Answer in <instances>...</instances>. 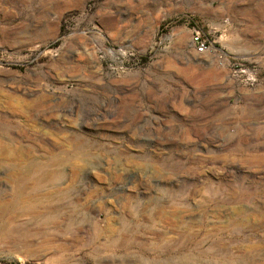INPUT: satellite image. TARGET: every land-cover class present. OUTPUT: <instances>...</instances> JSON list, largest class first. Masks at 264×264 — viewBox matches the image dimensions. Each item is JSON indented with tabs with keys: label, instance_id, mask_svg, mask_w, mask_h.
<instances>
[{
	"label": "rangeland",
	"instance_id": "374dc122",
	"mask_svg": "<svg viewBox=\"0 0 264 264\" xmlns=\"http://www.w3.org/2000/svg\"><path fill=\"white\" fill-rule=\"evenodd\" d=\"M0 264H264V0H0Z\"/></svg>",
	"mask_w": 264,
	"mask_h": 264
},
{
	"label": "built area",
	"instance_id": "2783aa9c",
	"mask_svg": "<svg viewBox=\"0 0 264 264\" xmlns=\"http://www.w3.org/2000/svg\"><path fill=\"white\" fill-rule=\"evenodd\" d=\"M190 43L193 47L194 52L198 56L214 54L220 59L219 61L221 62V64H224V58H222L218 54V49L216 48V46L211 42V40L207 36L203 35L199 30H192Z\"/></svg>",
	"mask_w": 264,
	"mask_h": 264
},
{
	"label": "bare ground",
	"instance_id": "6f19581e",
	"mask_svg": "<svg viewBox=\"0 0 264 264\" xmlns=\"http://www.w3.org/2000/svg\"><path fill=\"white\" fill-rule=\"evenodd\" d=\"M3 151H4V150H3ZM42 175H43V174H42ZM66 207H67V206H66ZM66 213H68L67 210H65V214H66ZM65 214H64V215H65ZM66 216H67V215H66ZM68 217H69V216H68ZM140 219H141V218H140ZM129 220H130V219H129ZM138 220H139V219H138ZM131 221H132V220H131ZM152 221H153V220H152ZM141 222H142L143 224H146V223H150V220H149V219H142ZM141 222H140V223H141ZM187 223H188V222H187ZM141 225H142V224H141ZM144 226H145V225H144ZM131 227H132V226H131ZM131 227H130V228H131ZM141 228H142V227H141ZM173 229H174V228H173ZM176 229H177V228H176ZM178 229H179V228H178ZM128 230H130V229H128ZM128 230H127V231H128ZM132 230H133V229H132ZM167 230H168V229H167ZM163 231H164V230H163ZM163 231H162V232H163ZM157 232H159V231H157ZM162 232H161V233H162ZM166 232H167V231L165 230V233H166ZM175 234H176V233H175ZM155 235H156V234H155ZM47 237H48V236H47ZM114 241H116V240H115V239H111L110 243H113ZM21 243H23V242H21ZM21 243H20V244H21ZM14 244H16V242H15ZM13 246H14V245H13Z\"/></svg>",
	"mask_w": 264,
	"mask_h": 264
}]
</instances>
